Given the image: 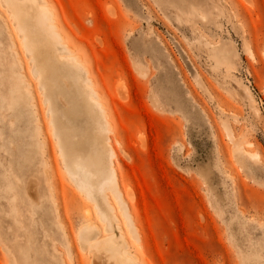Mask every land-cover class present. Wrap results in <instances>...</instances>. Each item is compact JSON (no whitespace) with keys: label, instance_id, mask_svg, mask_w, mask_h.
Returning a JSON list of instances; mask_svg holds the SVG:
<instances>
[{"label":"rangeland","instance_id":"1","mask_svg":"<svg viewBox=\"0 0 264 264\" xmlns=\"http://www.w3.org/2000/svg\"><path fill=\"white\" fill-rule=\"evenodd\" d=\"M27 2L102 111L112 218L62 162ZM84 226L134 264H264V0H0V264H115Z\"/></svg>","mask_w":264,"mask_h":264},{"label":"bare ground","instance_id":"2","mask_svg":"<svg viewBox=\"0 0 264 264\" xmlns=\"http://www.w3.org/2000/svg\"><path fill=\"white\" fill-rule=\"evenodd\" d=\"M10 2L8 4L12 7V1ZM12 8L14 10V4ZM24 12L26 16L19 20L20 30L24 34L25 47L33 56L35 73L38 72L40 75L41 90L49 104L50 123L62 162L73 177L77 176L78 169L81 170V177L96 188L103 216L107 219L112 218L104 191L110 188L116 194L118 192L114 171L109 166L111 153L106 142V124L102 111L98 104L91 100L93 93L86 87L87 80L83 70L70 59L59 57L60 50L64 49L58 47L55 37L57 34L54 35L48 27L42 11L32 2H27L24 4ZM62 81H65L66 85ZM22 94L23 92L18 90L17 96L13 95L17 100V97L22 98ZM59 101H62L63 106ZM122 208L124 209L123 206ZM128 225L129 228H133L130 219ZM106 230H110L109 236L101 238L102 240H94L93 233L96 232L92 227L84 226L80 230L79 239L87 247L95 250V253L108 256L107 261L111 260L115 264H134L128 256V250L125 251L124 241L118 239L120 236L115 234V230L108 228Z\"/></svg>","mask_w":264,"mask_h":264}]
</instances>
